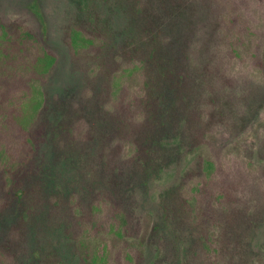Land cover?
Segmentation results:
<instances>
[{
  "label": "rangeland",
  "instance_id": "obj_1",
  "mask_svg": "<svg viewBox=\"0 0 264 264\" xmlns=\"http://www.w3.org/2000/svg\"><path fill=\"white\" fill-rule=\"evenodd\" d=\"M0 264H264V0H0Z\"/></svg>",
  "mask_w": 264,
  "mask_h": 264
},
{
  "label": "trees",
  "instance_id": "obj_2",
  "mask_svg": "<svg viewBox=\"0 0 264 264\" xmlns=\"http://www.w3.org/2000/svg\"><path fill=\"white\" fill-rule=\"evenodd\" d=\"M45 56H47V57H49V58H51V56L50 55H48V54H45ZM44 56V57H45ZM51 60H52V58H51ZM33 90H34V93H39V94H42L41 92V89H38V88H33Z\"/></svg>",
  "mask_w": 264,
  "mask_h": 264
}]
</instances>
